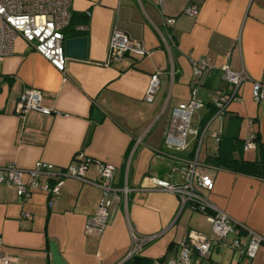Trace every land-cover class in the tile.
Masks as SVG:
<instances>
[{"label":"crops","instance_id":"1","mask_svg":"<svg viewBox=\"0 0 264 264\" xmlns=\"http://www.w3.org/2000/svg\"><path fill=\"white\" fill-rule=\"evenodd\" d=\"M189 5L198 6L196 17L185 14ZM71 14L65 40L86 37L87 58H69L65 73L22 37L15 41L14 54L0 60V166L30 169L44 161L63 168L83 151L90 159L114 165L121 197L110 207L102 235L91 238L86 225L102 194L91 182L98 180L94 165L86 171L89 181L64 179L52 205L44 193L35 192L25 202L13 186L0 184V237L5 250L19 257L9 264H54L52 242L66 264H123L134 243L132 232L155 237L142 256L159 259L153 247L146 249L158 244L160 251L167 247L178 257L188 231L213 235L204 214L190 204L182 207L174 193L151 189L152 178L183 183L186 157L194 147L196 154L194 139L184 151L165 143L173 108L187 102L194 87L203 106L192 122L206 129L198 155L205 180L201 191L264 237V178L207 161L218 150L214 133L228 126L245 140L258 132L264 145V102L251 103L254 83L264 84V0H72ZM171 18L176 19L173 25ZM114 27L142 41L148 53H127L107 65ZM204 58L212 70L200 79L193 61ZM224 65L248 75L239 88L240 100L227 106L239 117L233 120L227 114L217 116L212 105L217 95L231 89L223 77ZM156 72L160 87L148 102L145 94ZM28 87L42 92V103L53 114L20 113L19 98ZM96 110L101 121L94 119ZM251 150L250 156L244 150L248 160L259 155L257 146ZM235 236L214 245L206 264H264V242L249 259L231 246Z\"/></svg>","mask_w":264,"mask_h":264},{"label":"built area","instance_id":"2","mask_svg":"<svg viewBox=\"0 0 264 264\" xmlns=\"http://www.w3.org/2000/svg\"><path fill=\"white\" fill-rule=\"evenodd\" d=\"M71 7L72 0H0V60L14 54L15 41L18 37H22L58 71L65 73L69 57L65 53L64 30L71 22ZM184 12L196 17L199 8L197 5H189ZM175 21V18H171L170 24L173 25ZM169 37L172 38L170 34ZM127 53L146 54L148 49L142 41L114 27L106 64L120 61ZM193 64L194 74L200 79L212 70L206 58L193 61ZM222 71L231 89L213 99L217 116L223 115L231 102L240 100L239 88L248 78L245 72L234 71L228 65H224ZM159 87L160 78L159 73L156 72L150 77L145 100L153 102ZM197 92L198 88L194 87L190 99L173 108L172 118L165 132V143L169 149L184 151L188 148L191 139L197 144L195 157L187 160L182 168L185 180L183 183H172L168 180L152 178L151 189L174 193L180 197L182 207L190 204L194 210L204 214L211 225L213 235L197 230L188 231L180 243L178 258L172 259L170 264H206L212 254L213 246L229 235H236L231 246L252 259L264 242V237L212 204L201 191L205 180L198 171V155L205 139L206 129L202 130L192 122L194 112L203 106ZM253 97L257 103L264 102L262 82L254 83ZM42 102V92L35 87H28L19 98L20 113L25 115L29 111L36 110L45 115L53 114L54 110L44 106ZM221 134V129L214 133L216 142H219ZM256 146L255 134H251L246 139L244 150L255 149ZM91 165H94L98 172V180L91 182L100 187L102 194L94 214L87 221L86 233L91 238H98L108 225L110 207L121 197L122 189L114 184V165L90 159L83 151H79L73 161L63 168H57L52 163L44 161L36 162L30 169H22L15 164L1 165L0 184L13 186L19 199L25 202H28L35 192L44 193L49 199V205H52L60 195L64 179L88 180L86 171ZM25 176H27L26 180ZM123 191L126 193V189ZM24 215L28 216V213ZM132 236L134 243L129 258L140 254L144 246L155 238L140 236L134 232ZM18 261L19 257L5 250L3 239L0 237V263L9 264ZM154 264L160 262L156 261Z\"/></svg>","mask_w":264,"mask_h":264},{"label":"trees","instance_id":"3","mask_svg":"<svg viewBox=\"0 0 264 264\" xmlns=\"http://www.w3.org/2000/svg\"><path fill=\"white\" fill-rule=\"evenodd\" d=\"M212 105L214 106L213 103ZM226 114L228 117H232V120L239 118L237 115H233L227 108L224 110L223 115ZM254 134L257 149L259 151V155L256 159L248 160L244 157V144L246 140L239 136L238 130L232 131L228 126L226 131H222L218 142V150L214 155L208 157V163L217 168L264 178V145L260 142L258 132ZM195 149L196 147L188 154L186 161L193 159L195 156ZM164 260L165 258L153 259L138 254L130 257L123 264H154L156 261L162 264Z\"/></svg>","mask_w":264,"mask_h":264},{"label":"water","instance_id":"4","mask_svg":"<svg viewBox=\"0 0 264 264\" xmlns=\"http://www.w3.org/2000/svg\"><path fill=\"white\" fill-rule=\"evenodd\" d=\"M65 53L69 58L75 59H86L87 58V45L88 39L86 37H76L66 39L64 41ZM103 115L100 111H94V119L96 121H101ZM51 252L54 264H66L60 255L56 243H51Z\"/></svg>","mask_w":264,"mask_h":264},{"label":"rangeland","instance_id":"5","mask_svg":"<svg viewBox=\"0 0 264 264\" xmlns=\"http://www.w3.org/2000/svg\"><path fill=\"white\" fill-rule=\"evenodd\" d=\"M251 103H253L254 101H255V99H254V97H253V93H252V96H251ZM255 103H257L256 101H255ZM194 117V116H193ZM194 120H195V118H193V122H194ZM254 153V150L252 151V150H250V151H248L247 150V152H246V155L248 156H250V155H252ZM211 229V228H210ZM212 230V229H211ZM151 248V247H153L154 248V250L156 251V252H159V253H157L158 255L156 256V258H160V257H163V256H165L166 255V259L162 262V264H170V261L172 260V259H177L178 257H175L174 256V254L172 253V252H168L167 251V247L162 251H160V249H158L159 247H161V246H159L158 244H150L149 246H147L146 247V249L147 248ZM146 252H148V251H146Z\"/></svg>","mask_w":264,"mask_h":264}]
</instances>
